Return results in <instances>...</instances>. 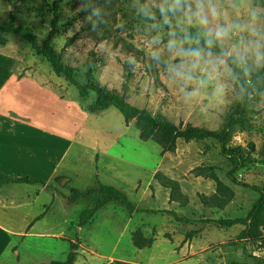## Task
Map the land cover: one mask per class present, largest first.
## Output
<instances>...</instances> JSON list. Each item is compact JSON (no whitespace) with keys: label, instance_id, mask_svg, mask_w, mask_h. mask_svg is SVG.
Returning <instances> with one entry per match:
<instances>
[{"label":"rangeland","instance_id":"1","mask_svg":"<svg viewBox=\"0 0 264 264\" xmlns=\"http://www.w3.org/2000/svg\"><path fill=\"white\" fill-rule=\"evenodd\" d=\"M54 1H60V28L48 48L61 53L79 83H85V73L92 69L101 86L125 94L133 106L181 128L190 125L218 133L230 124L228 145L244 157L249 155L252 162L236 169L234 175L242 184H235L227 177L231 165L215 139L189 143L179 139L174 151L163 153L153 142L141 141L136 129L126 126L114 108L88 117L70 112L74 103L87 106L94 95L82 99L74 87L64 90L67 84L44 59L20 37L8 35L6 45L0 46V68L25 66L56 85L55 92L63 100L48 98L42 115L49 124L41 125L53 135L74 140L57 142L45 134L39 139L25 130L22 153L41 160L40 178L46 177V164L51 162L58 165L57 177L67 182L49 181L57 191L51 205L50 193H40L39 204L48 207L44 218L27 224L12 218L14 222L6 223L22 233L0 264L62 261L70 243L77 247L75 264H264V247L258 240L241 238L243 226L222 227L210 221L244 218L258 198L249 186L264 187V90L244 119L228 118L242 96V82L231 73L225 56L245 54L246 70L261 69L264 65L258 66L245 52V45L255 37L245 30L222 43L214 42L222 51L202 50L196 68L182 54L195 48L193 36L206 40L220 26L248 25L253 12L255 26L264 35V8L254 6L252 0H211L205 7L215 6L221 15L217 20L209 16V24L202 28L187 21L189 7L195 11L194 0H181L179 5L175 0H0V26L26 27L41 45L51 31ZM73 35L77 39L64 48ZM169 41H175L176 47L170 48ZM73 124L81 130L73 132ZM158 173L176 181L184 198L169 203V191L155 179ZM212 175L226 187L224 195L216 193ZM97 183L122 190L138 207L171 210L193 222L181 224L166 214H131L110 204L79 228L78 216L88 203L70 204L64 196L70 189L83 191ZM19 187L20 194L28 189ZM136 229L153 238L149 249L133 247L131 234ZM261 232L264 235V225Z\"/></svg>","mask_w":264,"mask_h":264},{"label":"trees","instance_id":"2","mask_svg":"<svg viewBox=\"0 0 264 264\" xmlns=\"http://www.w3.org/2000/svg\"><path fill=\"white\" fill-rule=\"evenodd\" d=\"M144 1V0H141ZM256 7L264 8V0H252ZM60 1H54L51 4L52 19L51 31L47 38L40 45L35 36L26 27L17 25L0 26V46L4 47L7 43L6 36L14 34L20 37L30 50L37 56L44 59L50 66L53 74L62 78L67 86H72L77 90L78 96L82 99H87L90 94L94 95V99L87 105L81 106V109L89 114H99L111 108L116 109L122 116L126 126L132 125L138 132V137L141 141H151L157 145L161 152H172L176 148V143L181 139L185 143L193 140H204L212 138L218 141L220 145L221 155L227 159L231 165V169L227 173V177L235 184H242L237 181L235 171L237 168L245 163L252 162L249 155L245 157L239 153L237 148H231L228 141L231 133V125L228 124L216 133L204 128L187 125L184 128L176 126L173 122L161 117L155 116L145 108H138L130 104L125 97V94L116 90H109L105 86H101L94 80L92 69H88L85 73V83L81 84L75 77L74 69L62 61L61 53L49 50L51 37L60 28L59 8ZM148 22H153L151 19H146ZM173 32L180 34L178 29L173 28ZM77 35H73L65 41L64 48L69 47L75 40ZM190 40L196 43L195 48L201 50H216L222 51L221 47L215 43L209 48L206 45V40L193 36ZM225 62L231 73L242 82V96L240 97L234 111L229 114L228 118L234 120L244 119L250 112L253 104L260 100L264 90V67L261 69H254L248 71L245 65H238L236 58L225 56ZM200 170V169H198ZM201 175V173H197ZM63 177H55L54 182H59ZM212 180L216 184V193L224 195L226 187L212 175ZM158 184L169 191L168 202H176L184 198L180 192L178 183L172 179L162 176L159 173L155 175ZM11 184H25V185H41L49 188L43 181L31 180L28 177L9 176L0 173V186ZM258 194V198L254 202L252 208L244 218H227L210 220L211 222L222 227H232L241 225L244 229L240 233V237L248 240H258L264 247V235L261 232V227L264 225V187L249 186ZM64 199L70 204H76L80 201L88 203V207L83 210L77 221V226L82 228L86 226L95 214L105 208L109 204H115L128 213H143L148 215L166 214L173 218L174 221L181 224H189L193 222L192 219L179 215L174 211L167 209H150L146 207H138L133 204L128 195L122 190L110 186L97 183L96 186L88 188L83 191L70 189L69 194L64 196ZM205 197L203 198V200ZM44 216V213L36 217L33 221L36 222ZM209 221V222H210ZM131 242L134 248L138 250L149 249L153 244L152 237H145L140 229H136L131 234ZM70 252L62 261H50L46 264H75L77 256V247L75 244H69ZM264 263V260H261ZM114 264V263H109ZM115 264H129L125 262L115 261Z\"/></svg>","mask_w":264,"mask_h":264},{"label":"crops","instance_id":"3","mask_svg":"<svg viewBox=\"0 0 264 264\" xmlns=\"http://www.w3.org/2000/svg\"><path fill=\"white\" fill-rule=\"evenodd\" d=\"M38 74L33 69L25 70V66H21L19 70H13V67L8 70L6 67L0 68V173L40 180L50 186L49 188L25 184L0 186V262L10 253L14 238L22 233L9 228L6 223L14 222L12 218L21 219L19 221L23 224L31 223L43 213L42 218H44L48 207L46 204L43 206L39 204L41 192L50 193V205L57 198V191L49 184V181L59 176L58 165L48 162L46 164L48 173L45 178H40L39 174L43 171L42 168L40 171L41 160L30 154L22 153L25 130L33 136L37 135L39 139H42L45 134L52 138L55 137L54 140L57 142L71 143L74 140L53 135L49 133L52 131L41 125V123L49 124L42 115L45 112L48 98L53 99L54 102H61L63 97L55 92L56 85L42 80ZM66 89L67 85L64 87V90ZM71 110L70 112L81 115V117H88L89 114L81 109L79 103H74ZM75 129L79 131L81 127L73 124V132ZM19 186H27L28 189L20 194L16 191V188H20Z\"/></svg>","mask_w":264,"mask_h":264},{"label":"clouds","instance_id":"4","mask_svg":"<svg viewBox=\"0 0 264 264\" xmlns=\"http://www.w3.org/2000/svg\"><path fill=\"white\" fill-rule=\"evenodd\" d=\"M176 4L179 5L181 0H175ZM195 11H192L189 7L187 21L189 24L195 22L198 26L206 28L209 24V16L213 20H217L221 13L217 10L215 6L205 7V3L211 4V0H194ZM256 14L253 12L251 14V23L248 25L240 24H228L226 26L218 27L214 33H208L206 35V45L210 48L214 42L222 43L225 39L229 38L234 32H242L247 30L250 36L255 37L245 45V52L251 54V58L254 63L259 65H264V35H262L256 28ZM250 45V47H249ZM169 47H176L175 41H169ZM182 54L191 58L192 67L196 68L199 66V62L203 58V53L200 48H189L187 50H182ZM248 56L245 54L237 53L236 63L238 65H245L247 63ZM222 62V61H221ZM178 75H183L182 72H178Z\"/></svg>","mask_w":264,"mask_h":264},{"label":"water","instance_id":"5","mask_svg":"<svg viewBox=\"0 0 264 264\" xmlns=\"http://www.w3.org/2000/svg\"><path fill=\"white\" fill-rule=\"evenodd\" d=\"M65 182H67V180H64V179H61V180H60V183H61L62 185H64Z\"/></svg>","mask_w":264,"mask_h":264}]
</instances>
